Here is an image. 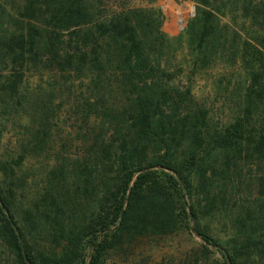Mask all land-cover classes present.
Masks as SVG:
<instances>
[{
	"label": "trees",
	"instance_id": "obj_1",
	"mask_svg": "<svg viewBox=\"0 0 264 264\" xmlns=\"http://www.w3.org/2000/svg\"><path fill=\"white\" fill-rule=\"evenodd\" d=\"M109 1L0 0V264H104L177 233L202 242L194 264H264V0H192L176 37ZM210 72L242 97L225 119L196 91ZM32 158L36 233L16 201Z\"/></svg>",
	"mask_w": 264,
	"mask_h": 264
},
{
	"label": "rangeland",
	"instance_id": "obj_2",
	"mask_svg": "<svg viewBox=\"0 0 264 264\" xmlns=\"http://www.w3.org/2000/svg\"><path fill=\"white\" fill-rule=\"evenodd\" d=\"M133 5L160 11L163 18L162 31L168 37L178 36L195 13V3L192 0H110L108 2L109 11ZM214 76L216 79L215 72L202 74L201 79L196 83V91L199 98L207 100L214 107L216 116L225 119L231 113L229 105L239 102L242 97L238 96L234 88L235 84H231L229 90V86L225 85V81L221 82L220 78L212 83ZM14 141L13 132H8L0 143V150L4 152L15 148ZM44 171V163L41 165L37 158H32L18 172L21 183H18L20 187L16 190L17 219L21 225L35 233L39 229L33 225L31 214L40 199ZM210 228L216 237L224 239L227 228L222 220L216 219L210 222ZM37 237L40 248L47 249L52 246L48 240H44V232L37 234ZM201 247L202 242L199 238L188 233L138 239L121 249L111 251L104 264H194L200 255Z\"/></svg>",
	"mask_w": 264,
	"mask_h": 264
},
{
	"label": "built area",
	"instance_id": "obj_3",
	"mask_svg": "<svg viewBox=\"0 0 264 264\" xmlns=\"http://www.w3.org/2000/svg\"><path fill=\"white\" fill-rule=\"evenodd\" d=\"M184 28H182V30H183Z\"/></svg>",
	"mask_w": 264,
	"mask_h": 264
}]
</instances>
